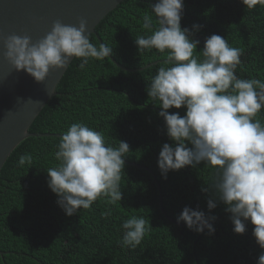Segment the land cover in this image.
<instances>
[{
  "label": "trees",
  "instance_id": "16d2710c",
  "mask_svg": "<svg viewBox=\"0 0 264 264\" xmlns=\"http://www.w3.org/2000/svg\"><path fill=\"white\" fill-rule=\"evenodd\" d=\"M156 2L123 0L96 26L118 63L143 69L123 70L110 58L90 60L81 70V60L74 57L56 95L29 131L63 134L72 123L83 122L101 131L114 147L127 142L130 151L123 159L149 167L158 182L150 171L125 162L122 201L109 204L98 199L91 208L68 216L48 186L46 170L57 164L60 137L25 138L0 172V264H257L264 249L253 235L254 225L249 221L245 233H235L225 204L218 202L216 208L208 209L211 194L202 186L213 182L212 168L201 162L195 168L169 171L166 179L161 175L159 153L164 143L172 142L159 115L162 109L147 88L168 57L156 49L140 52L135 43L136 36L149 34L142 27L143 15L151 13ZM194 24L202 26L193 37L200 41L194 54L207 37L221 35L242 52L238 77L264 81V6L249 9L241 0H184L181 26L192 29ZM89 39L97 46L100 43L95 34ZM169 112L184 115L186 109ZM258 118L264 123V109ZM22 154L32 155V165L19 166ZM185 206L216 216L210 221L215 233L209 235L207 229L198 233L178 222ZM132 215L152 224L135 249L120 244L121 226Z\"/></svg>",
  "mask_w": 264,
  "mask_h": 264
},
{
  "label": "clouds",
  "instance_id": "9594fccd",
  "mask_svg": "<svg viewBox=\"0 0 264 264\" xmlns=\"http://www.w3.org/2000/svg\"><path fill=\"white\" fill-rule=\"evenodd\" d=\"M241 2L249 9L264 6V0ZM183 8L184 0H157L151 13L143 15L142 27L149 34L135 39L140 52L156 49L168 57L147 88L162 109L159 115L172 142L163 144L158 167L165 179L169 171L195 168L201 162L212 168L213 182L202 186V191L211 194L208 209L216 208L218 202L225 204L238 234L245 233L250 221L256 242L264 249V123L258 118L264 109V81L238 77L242 52L221 35L207 37L204 47L194 54L200 41L193 37L202 26L182 28ZM86 31L83 18L79 27L56 20L51 31L36 42L29 35L6 36L4 55L17 71L25 70L38 83L51 68H64L73 57L81 60L79 68L85 70L90 60L110 59L113 52L105 43L93 44ZM171 108L186 112H169ZM56 149V166L46 168L48 186L66 215L89 209L98 199L109 204L122 201L123 157L130 151L127 142L114 147L101 131L75 122L62 134ZM26 163L32 165L31 154L19 157V166ZM215 219L190 206L177 217L190 230L203 233L207 229L209 235L215 233L210 222ZM121 227V246L135 249L152 224L132 215ZM257 264H264V252Z\"/></svg>",
  "mask_w": 264,
  "mask_h": 264
},
{
  "label": "water",
  "instance_id": "95a60500",
  "mask_svg": "<svg viewBox=\"0 0 264 264\" xmlns=\"http://www.w3.org/2000/svg\"><path fill=\"white\" fill-rule=\"evenodd\" d=\"M123 0H0V172L16 146L31 136L61 137L62 134L30 132V126L45 104L56 95V88L64 68H51L43 82L36 80L25 70L17 71L5 57L4 38L8 35H29L33 42L51 31L56 20L79 27L83 18L87 21L85 35L95 34L96 26ZM110 58L123 70L135 71L142 68H128ZM74 57L71 59L70 63ZM157 63V62H154ZM150 64L146 65V67ZM145 67V66H144ZM126 163L150 171L144 165L124 159ZM159 186V183H157ZM160 191V189H159ZM162 209V198L160 196ZM1 252V251H0Z\"/></svg>",
  "mask_w": 264,
  "mask_h": 264
}]
</instances>
